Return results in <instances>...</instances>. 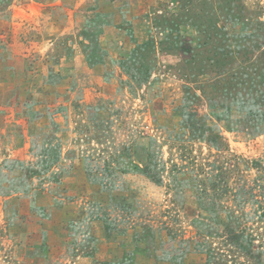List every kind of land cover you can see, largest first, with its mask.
<instances>
[{
	"label": "rangeland",
	"instance_id": "1",
	"mask_svg": "<svg viewBox=\"0 0 264 264\" xmlns=\"http://www.w3.org/2000/svg\"><path fill=\"white\" fill-rule=\"evenodd\" d=\"M0 264H264V0H0Z\"/></svg>",
	"mask_w": 264,
	"mask_h": 264
},
{
	"label": "crops",
	"instance_id": "2",
	"mask_svg": "<svg viewBox=\"0 0 264 264\" xmlns=\"http://www.w3.org/2000/svg\"><path fill=\"white\" fill-rule=\"evenodd\" d=\"M60 3H61V1H60ZM117 21H115L114 22V25L110 28L111 30H112V32H113V29L115 30V31H118V29L116 28V26H117ZM106 33H108V31H106Z\"/></svg>",
	"mask_w": 264,
	"mask_h": 264
}]
</instances>
